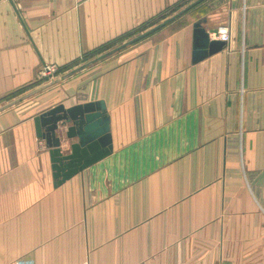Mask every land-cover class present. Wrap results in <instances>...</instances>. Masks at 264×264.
<instances>
[{"label": "crops", "instance_id": "0c3cea01", "mask_svg": "<svg viewBox=\"0 0 264 264\" xmlns=\"http://www.w3.org/2000/svg\"><path fill=\"white\" fill-rule=\"evenodd\" d=\"M193 1L0 0V106ZM202 19L230 40L192 64ZM95 101L110 152L55 186L33 118ZM0 264H264V0H204L0 111Z\"/></svg>", "mask_w": 264, "mask_h": 264}, {"label": "water", "instance_id": "95a60500", "mask_svg": "<svg viewBox=\"0 0 264 264\" xmlns=\"http://www.w3.org/2000/svg\"><path fill=\"white\" fill-rule=\"evenodd\" d=\"M204 0H195L161 22L150 30L140 34L136 38L125 44L114 48L113 50L99 56L93 61L68 72L65 75L54 78L49 82L42 84L38 88L31 90L22 96L15 98L0 106V111L19 103L20 101L34 95L35 93L50 87L67 76L84 69L90 64L117 52L125 46L131 45L138 40L152 34L165 25L169 24L191 8ZM205 19L198 20L192 25V52L191 63L196 64L205 58L221 51L225 43L219 40L210 39V35L217 34L216 29H206L203 24ZM35 134L38 138L45 141L49 149L52 177L54 185H60L70 179L75 174L81 172L86 167L107 156L111 149L109 135V119L105 114V106L102 101L88 102L65 108L62 104L34 116L33 118ZM59 127L65 128V138L75 142L69 146V152L64 154L61 151V140L56 136Z\"/></svg>", "mask_w": 264, "mask_h": 264}, {"label": "rangeland", "instance_id": "374dc122", "mask_svg": "<svg viewBox=\"0 0 264 264\" xmlns=\"http://www.w3.org/2000/svg\"><path fill=\"white\" fill-rule=\"evenodd\" d=\"M184 3L181 2V3H177L175 4L174 6H172L171 8H169V10H167L165 13H162L150 20H148L147 22L143 23L142 25H140L139 28H137V30L133 33H128V34H125V35H122L121 37H119L117 40L113 41L112 43H107V44H104L102 45L101 47L97 48L96 50H93L92 52H89L87 54H85L84 56H82L79 60H77L75 62V64H73L72 67H69V69H77L78 67L82 66V65H85L91 61H93L94 59L98 58L99 56L113 50L114 48L118 47V46H121L123 44H125L126 42L136 38L137 36H139L140 34L150 30L151 28H153L154 26L160 24L161 22H163L164 20H166L167 18H169L170 16H172L173 14H175L176 12H178L179 10H181L183 7ZM187 6V5H186ZM168 25V24H167ZM166 26V25H165ZM163 28V27H162ZM162 28H160L159 30L153 32L152 34H149L148 36L138 40L137 42L131 44V45H128V46H125L124 48H122L121 50L117 51V52H114L112 54H110L109 56H112L114 54H117L119 52H123L127 49H129L130 47L134 46L135 44L139 43V42H142V41H145L147 40L148 38H151V36L153 34H155L156 32L160 31ZM108 57V56H107ZM105 58V57H104ZM103 59V58H102ZM101 60V59H100ZM100 60L90 64V65H93L97 62H99ZM89 65V66H90ZM44 66V65H43ZM41 66L39 68V70L37 71L36 73V81L35 83L33 84L35 86H38V85H42V84H45L47 82H49L50 80H52L51 78H49L47 75L46 76H42V77H38V73L39 71L42 69ZM47 66H52V65H47ZM55 68V72H53V75H52V78H57V77H60L61 75H65L66 74V70H62L60 69L59 67H54ZM74 69V70H75ZM68 72V71H67ZM35 88H33L32 90H34ZM31 90H28L26 91L25 93L29 92ZM24 94V93H23ZM22 95V94H21ZM15 98H11V100H14ZM9 100V101H11Z\"/></svg>", "mask_w": 264, "mask_h": 264}, {"label": "built area", "instance_id": "2783aa9c", "mask_svg": "<svg viewBox=\"0 0 264 264\" xmlns=\"http://www.w3.org/2000/svg\"><path fill=\"white\" fill-rule=\"evenodd\" d=\"M213 35V38L215 40H219V41H222L224 43H227L229 40H230V36H229V32L227 30V28H221L217 31V34ZM55 66H47V65H44L42 67V69L39 71L38 73V77H42V76H48L49 78L53 79L52 78V75H53V72H55Z\"/></svg>", "mask_w": 264, "mask_h": 264}, {"label": "trees", "instance_id": "16d2710c", "mask_svg": "<svg viewBox=\"0 0 264 264\" xmlns=\"http://www.w3.org/2000/svg\"><path fill=\"white\" fill-rule=\"evenodd\" d=\"M20 93V92H19Z\"/></svg>", "mask_w": 264, "mask_h": 264}]
</instances>
